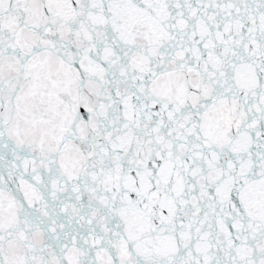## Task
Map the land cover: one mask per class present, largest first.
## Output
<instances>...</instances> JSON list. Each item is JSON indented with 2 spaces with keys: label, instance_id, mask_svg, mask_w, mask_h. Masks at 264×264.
<instances>
[{
  "label": "snow or ice",
  "instance_id": "1",
  "mask_svg": "<svg viewBox=\"0 0 264 264\" xmlns=\"http://www.w3.org/2000/svg\"><path fill=\"white\" fill-rule=\"evenodd\" d=\"M0 264H264V0H0Z\"/></svg>",
  "mask_w": 264,
  "mask_h": 264
}]
</instances>
